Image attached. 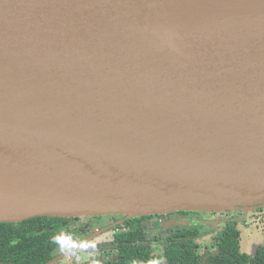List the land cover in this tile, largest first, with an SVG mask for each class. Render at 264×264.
Instances as JSON below:
<instances>
[{"label": "water", "instance_id": "obj_1", "mask_svg": "<svg viewBox=\"0 0 264 264\" xmlns=\"http://www.w3.org/2000/svg\"><path fill=\"white\" fill-rule=\"evenodd\" d=\"M260 209L264 0H0V224Z\"/></svg>", "mask_w": 264, "mask_h": 264}, {"label": "trees", "instance_id": "obj_2", "mask_svg": "<svg viewBox=\"0 0 264 264\" xmlns=\"http://www.w3.org/2000/svg\"><path fill=\"white\" fill-rule=\"evenodd\" d=\"M150 219L152 217L130 220L127 223L130 232L116 237L117 249L108 253L99 264H154L153 250L147 245L151 240L147 234L150 227H146ZM55 221L42 217L18 224H0V264L50 262L55 253L68 246L74 237L69 230L50 231ZM41 228L44 232L38 233ZM193 234L195 232L190 231L167 238L168 249L172 250L166 256L167 264H264V246L259 247L254 256L241 251V233L236 222L226 224L216 237L215 253L206 259L200 254ZM92 264H95L94 259Z\"/></svg>", "mask_w": 264, "mask_h": 264}, {"label": "flooded vegetation", "instance_id": "obj_3", "mask_svg": "<svg viewBox=\"0 0 264 264\" xmlns=\"http://www.w3.org/2000/svg\"><path fill=\"white\" fill-rule=\"evenodd\" d=\"M201 214L202 212L184 211L140 217H152V219L147 222L146 227H150L147 234L150 235L151 240L147 245L153 250L154 264H156L155 257H159L156 256V250L160 249L166 251L169 248L167 238L190 231L195 232L193 238L196 240L199 248L201 241H208L210 239L213 243L211 246H206V252L203 255L206 259V257L215 253L216 237L223 232L226 224L229 222H236L238 225V223L244 221L246 217L252 213H247V216H244V220H237L236 218L229 220V218H224L211 221L202 220L200 217ZM239 214L244 215L242 212H239ZM54 219L56 221L53 223V227L50 228V231L60 233L63 230H69L73 233L74 237L68 246L55 253V257L52 260L61 257L76 247H80L76 252L55 264H92V259L95 260V264L96 262L99 264L103 262L108 253H113L117 249L118 243L116 242V237L120 234L129 233L131 228L127 223L136 218L127 219L124 216H94ZM58 223L59 225H57ZM37 232L43 233L44 229L41 228L37 230ZM99 239L102 240L99 242ZM165 251H163V256ZM163 261L164 264H167L166 258Z\"/></svg>", "mask_w": 264, "mask_h": 264}, {"label": "rangeland", "instance_id": "obj_4", "mask_svg": "<svg viewBox=\"0 0 264 264\" xmlns=\"http://www.w3.org/2000/svg\"><path fill=\"white\" fill-rule=\"evenodd\" d=\"M261 210V209H260ZM259 210V211H260ZM264 210V209H263ZM258 212L257 211H253V212H249V213H255ZM239 216H241V214H239V212H218V213H208V212H202V214L200 215L201 219L204 221H211V220H218V219H234V218H238ZM248 217V216H247ZM247 221L249 222V225L246 227H242L240 228L242 235H241V239H240V247L242 252L244 253H248V252H252V248H259L261 246L264 245V220H263V216L260 217V215L255 216V219H251L250 217H248ZM107 220V219H106ZM103 239V238H102ZM99 239V242L102 240ZM213 243L210 241V239L208 241H201L200 242V250L199 252L204 255L205 254V250H206V246H211ZM163 251L165 250H160L157 249L156 256L159 257H155V262L156 264H164V259L166 258V256L168 255V253L172 252V250H166L163 256ZM164 258V259H163Z\"/></svg>", "mask_w": 264, "mask_h": 264}, {"label": "crops", "instance_id": "obj_5", "mask_svg": "<svg viewBox=\"0 0 264 264\" xmlns=\"http://www.w3.org/2000/svg\"><path fill=\"white\" fill-rule=\"evenodd\" d=\"M257 215H260V217H262L263 216V220H264V210H260V211H258V212H255V213H252V214H249L248 215V217H250V220L251 219H255V216H257ZM247 216L246 214H244V215H241V216H239L238 218H236L237 220H244V218ZM247 217V218H248ZM249 225V222L247 221V219H245L244 221H242V222H240V223H238V229H239V231H240V233H241V235H242V232H241V230H240V228H241V226L242 227H246V226H248ZM264 246V245H263ZM257 249L258 248H252V252L250 251V252H248V253H245V254H247V255H249V256H254L255 255V253H256V251H257ZM242 251V250H241ZM244 253V252H243Z\"/></svg>", "mask_w": 264, "mask_h": 264}]
</instances>
